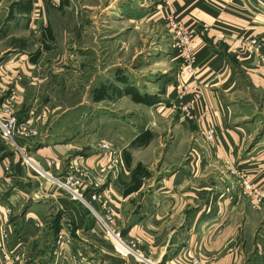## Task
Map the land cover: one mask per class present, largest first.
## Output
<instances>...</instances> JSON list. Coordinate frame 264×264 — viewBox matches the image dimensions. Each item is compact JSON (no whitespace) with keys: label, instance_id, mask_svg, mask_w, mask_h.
Masks as SVG:
<instances>
[{"label":"crops","instance_id":"crops-1","mask_svg":"<svg viewBox=\"0 0 264 264\" xmlns=\"http://www.w3.org/2000/svg\"><path fill=\"white\" fill-rule=\"evenodd\" d=\"M150 1L153 12L147 0H0V104L26 129L16 146L0 135V204L18 208L28 234L36 222L72 223L59 252L75 245L80 264H142L114 253L89 210L22 155L60 176L92 169L107 140L124 169L110 185L114 223L145 264H188L194 253L203 264H264V198L238 184L245 176L264 191V0ZM166 12L196 31L195 75L182 78L197 88L188 115ZM240 36L259 50L237 48ZM8 217L0 212V231Z\"/></svg>","mask_w":264,"mask_h":264},{"label":"built area","instance_id":"built-area-1","mask_svg":"<svg viewBox=\"0 0 264 264\" xmlns=\"http://www.w3.org/2000/svg\"><path fill=\"white\" fill-rule=\"evenodd\" d=\"M42 1V0H41ZM166 29L170 37V45L176 51L180 58L179 70L177 72V79L180 81V91L177 93V99L182 112L185 115L189 113V101H185V96L195 91L197 88L191 85L190 81H183L182 78L185 74L193 77L195 75V53L193 50V40L196 31L192 27L185 25L182 19L177 18L172 13L166 12L163 16ZM207 23L202 24L203 29H207ZM245 47L249 51L259 50V42L255 36H240L237 48ZM1 97V91H0ZM26 129H17V116L10 102L0 104V135L3 139L16 146L13 135L15 132L24 133ZM32 134L36 131L31 130ZM212 137L211 132L208 131L205 135L207 140ZM98 150L101 152L96 164L92 169L83 168L78 169L75 166H70L69 169L60 176H54L46 170L38 168L30 157L25 154L24 161L31 167V170L37 172L40 177L46 178L58 191L64 192L71 200L77 201L85 207L94 217L103 233L116 244H113V250L119 253L122 257L130 254L140 262H148L139 251L136 252L135 243L133 241H126L120 235V231L114 227V213L111 210V200L113 197V189L111 188V181L120 175L124 174L123 164L121 160L122 150L114 147V145L107 140H102L97 145ZM19 150V149H18ZM95 167V168H94ZM239 186L244 196L250 200L260 203L264 198V191L260 186L254 184L245 176L239 178ZM96 203L97 206L94 205ZM1 216L6 218L10 215L11 209L8 205L0 204ZM37 223V222H36ZM10 239V231L3 229L0 231V248L8 247ZM66 240L64 233L58 234V248L59 251ZM64 250V249H63ZM61 251V254L63 253ZM125 250V251H124ZM15 258L12 256L10 264H17L13 262ZM8 264V263H7ZM188 264H203L202 258L199 254L194 253L189 256Z\"/></svg>","mask_w":264,"mask_h":264},{"label":"rangeland","instance_id":"rangeland-1","mask_svg":"<svg viewBox=\"0 0 264 264\" xmlns=\"http://www.w3.org/2000/svg\"><path fill=\"white\" fill-rule=\"evenodd\" d=\"M163 1L164 0H161V2ZM147 3L148 4L146 5H148L149 9L151 10V11L149 10V12H153V7L156 8L158 7V4H160V2L156 3V1L151 2L150 0H147ZM14 213L15 214L13 215L11 212V215H9L8 217L9 223H4V226L10 224L12 228L11 230H9L10 231V239L8 241L9 246L0 248L2 250V253L4 252L3 253L4 258H2L0 264H7V263L10 264L12 262V256L15 258L13 262H16L17 264H22V263L23 264H80L81 263L79 259L80 255L76 254L77 250L75 245L69 242L68 244L69 250H70V244L72 250L68 251L67 256H65L63 253L60 254L58 248V242H57L58 234L60 233L61 230H63L62 232H67L71 230L72 223H33L34 227H36L37 229L29 230V234H28L26 231H24L23 228L24 223H22L18 215L20 213L18 212V208H16ZM114 227L117 228L116 223H114ZM3 229H7V228H3ZM11 234H12V240H11ZM120 235L123 238L121 231H120ZM66 237H69V234L66 233ZM123 239L128 242L127 239L125 238ZM113 244H116L114 240H113ZM135 248H136V252L138 253L139 249L137 248L136 245L134 249ZM114 253L116 252L114 251ZM116 254L119 255V253ZM127 257L133 258V260L136 263L145 264V262H140L138 259H135L130 254H128V256L123 258H127Z\"/></svg>","mask_w":264,"mask_h":264}]
</instances>
